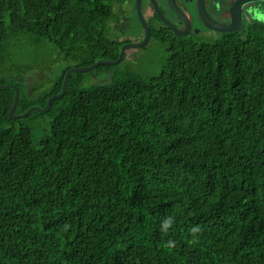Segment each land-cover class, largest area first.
Returning <instances> with one entry per match:
<instances>
[{
  "label": "trees",
  "instance_id": "16d2710c",
  "mask_svg": "<svg viewBox=\"0 0 264 264\" xmlns=\"http://www.w3.org/2000/svg\"><path fill=\"white\" fill-rule=\"evenodd\" d=\"M135 1L0 0L14 115L34 98L45 108L71 68L118 60L115 5ZM149 27L160 65H101L92 85L95 70L72 74L41 140L10 117L15 91L0 92V264H264V24L204 44ZM16 38L55 51L46 75L62 66L37 97L33 69L4 74Z\"/></svg>",
  "mask_w": 264,
  "mask_h": 264
},
{
  "label": "flooded vegetation",
  "instance_id": "af4514ba",
  "mask_svg": "<svg viewBox=\"0 0 264 264\" xmlns=\"http://www.w3.org/2000/svg\"><path fill=\"white\" fill-rule=\"evenodd\" d=\"M164 1L166 2L165 5L168 8H164L165 12H163L160 7L161 11L166 16V18L179 29V31L186 32V35L184 37L180 36V38H183L185 42L192 44L219 42L226 36L235 33L244 38L248 34L249 26L258 22L255 17L258 15H264V2L245 3L241 9V23L238 25L235 22V25H237L239 31L229 33L220 30L232 26L233 21L238 19V17H236V11H238V0H202L201 5L199 4V0H175L177 7L184 14L188 22L170 9L167 0ZM157 2L159 4V0H157ZM161 3L164 2L162 1ZM142 7L144 10V17L148 25L150 21H152L153 24L157 26L164 25L155 13L150 0H144ZM145 7L146 9L148 7L151 8L152 15L148 16L145 14ZM128 11L129 10H127L126 13ZM168 11L171 14H169ZM122 16L123 18L116 20L114 18L111 22V24L114 23L115 26L117 25L115 31L112 32V35L122 43L121 51L124 46L136 45L145 39V31L143 27H141L139 31L137 29H133V27H131L129 24L130 21L125 17L124 13ZM171 16L173 18H171ZM188 23L190 27L188 26ZM262 23L264 24V22ZM151 44H157V41L152 39V36L149 43L143 48H128L124 54L125 63H130L140 59L142 55L138 56V54L146 51V49L149 48Z\"/></svg>",
  "mask_w": 264,
  "mask_h": 264
},
{
  "label": "rangeland",
  "instance_id": "374dc122",
  "mask_svg": "<svg viewBox=\"0 0 264 264\" xmlns=\"http://www.w3.org/2000/svg\"><path fill=\"white\" fill-rule=\"evenodd\" d=\"M150 9L151 8L148 7L145 10L146 11L145 14L148 16L151 15ZM127 10L129 11L126 13ZM123 13L125 17L128 18V20L130 21L129 23L130 26L133 27V29H137L139 31L142 25L140 23L138 14L136 12V1L124 2V4L115 5V20L123 18L122 16ZM116 26L114 23L111 24L112 32L115 31ZM9 48H10V55L3 59V63L5 65L4 66L5 76L17 80L20 79L22 76H24V73L27 71V69H33L31 71L33 73L28 75L29 85L36 84L38 83L39 80L44 78L42 81H39V89L35 97L46 92L48 88L51 86L53 80H55L56 75L60 73V69L62 68L61 65H58L56 70L54 68H51L50 69L51 74H47V75H46L47 73L46 69H42V71L46 70L45 72L41 71V68H47L49 63L54 60L55 51L47 44H43V45L31 44L27 41L26 38L14 39V43H12ZM157 53H160L161 56L164 55V48L157 46L156 44L155 45L151 44L146 51L138 54V56L139 55H143V56L140 59L134 61L136 68L139 69L142 68V66H144L143 67L144 69H149L150 66L145 65L146 63L147 64L154 63L155 66L160 65L161 61L160 60L156 61ZM36 64H38L39 67L35 66ZM73 65H75V63ZM144 69L143 71H148V72L150 70V69L149 70H144ZM158 70H160V68H158ZM158 70H156L153 73H158ZM93 75L94 76L92 77L90 76L89 79L86 80L87 85L99 84L106 77L105 74L99 72L97 73L96 70L93 72ZM29 93L31 94L30 90ZM32 96H34V94H32ZM34 100L35 101L33 102L32 104L33 106L31 108H41L40 101L37 98H34ZM22 115L23 113L21 112L20 109H18L15 116L20 118ZM20 119L22 120V124L32 129L33 136L36 141L43 139L47 135V132L49 131V123L51 120L49 116L39 112L37 114L36 111H34L28 117L20 118Z\"/></svg>",
  "mask_w": 264,
  "mask_h": 264
},
{
  "label": "water",
  "instance_id": "95a60500",
  "mask_svg": "<svg viewBox=\"0 0 264 264\" xmlns=\"http://www.w3.org/2000/svg\"><path fill=\"white\" fill-rule=\"evenodd\" d=\"M143 1L144 0H136L137 14H138L139 20L141 22V25H142V27H143V29L145 31V39L141 43L136 44V45L124 46L122 48L121 53H120L119 59L116 60V61L101 60V61H98L97 63H95L92 66L71 68L66 73L64 84H63V89H62L61 94H58V95H55V96L51 97L48 100L47 105H46L45 108H43V109L42 108H31L25 114H23L20 118H26L34 111L42 113V114L48 113L49 110L52 108V105H53L54 101L60 100V99H62L65 96L72 74H74V73H89L91 71L96 70L101 65H109V66L119 65L124 60V57H125L124 54H125V51L128 48H130V49H139V48H142V47L146 46L149 43V41H150L151 31H150V27H149V25H148V23H147V21H146V19L144 17L143 8H142ZM167 2H168V6L170 7L171 10H173L175 13H177L179 16H181L184 20L187 21V19L184 16V14L177 7V4H176L175 0H167ZM254 2H264V0H238V7H237L238 11H236L237 12V16L236 17H238V19L233 21L232 26H229L228 28L222 29L220 31L229 32V33H233V32L239 31V28L237 27V25H235V22L238 25H239V23H241V9H242V7L245 5V3L248 4V3H254ZM150 3L152 5L155 13L157 14L158 18L161 20V22L165 26H167L169 29H171L176 36L184 37L186 35V32L179 31V29L171 21H169L166 18V16L161 11L157 0H150ZM201 3H202V0H199V4L200 5H201ZM151 15H152V11H151ZM188 26L190 27L189 23H188ZM210 26L213 27L212 25H210ZM216 29H219V28H216ZM7 89H12V90L15 91V101H14V105H13L12 109L10 110V117L12 119H17L19 117L15 116L14 114H15L16 108H17L18 103H19V97H20L19 89L16 86H14V85H0V92L2 90H7Z\"/></svg>",
  "mask_w": 264,
  "mask_h": 264
},
{
  "label": "clouds",
  "instance_id": "9594fccd",
  "mask_svg": "<svg viewBox=\"0 0 264 264\" xmlns=\"http://www.w3.org/2000/svg\"><path fill=\"white\" fill-rule=\"evenodd\" d=\"M255 19L258 22H264V15H258L255 17ZM176 221V218L174 215H168L164 217L159 225V230L164 235H167L169 233V230L173 228V225ZM201 232V228L199 226H193L190 229V234L192 236V242L195 243L198 239V234ZM177 246L176 241L173 239H169L166 242V247L169 249H174Z\"/></svg>",
  "mask_w": 264,
  "mask_h": 264
}]
</instances>
